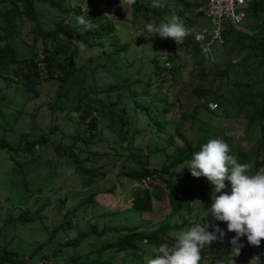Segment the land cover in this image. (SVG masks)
<instances>
[{"label": "rangeland", "instance_id": "1", "mask_svg": "<svg viewBox=\"0 0 264 264\" xmlns=\"http://www.w3.org/2000/svg\"><path fill=\"white\" fill-rule=\"evenodd\" d=\"M135 1L144 7L137 10L127 0H55L62 8L79 7L66 13L32 0L43 32L57 22L68 27L55 42L36 35L26 14L18 19L10 44L24 62L0 76V264H11L9 259L81 264L97 257L147 264L154 248L173 246L182 231L200 222L224 231L222 239L216 235L228 254L215 264H228L235 233L226 222L206 216L214 186L191 175L187 162L193 155L173 162L184 147L177 129L196 151L222 138L232 154L246 157L241 163L259 170L264 118L253 114L264 101V61L250 47L240 49L237 30L250 34L263 18L247 11L236 26L222 21L225 42L214 43L211 61L203 63L188 42L198 47L195 34L215 26L203 12L205 0ZM81 15L109 21L114 30L91 35L86 30L95 23L80 26ZM172 16L190 29L182 45L146 31L147 23L158 25ZM209 101L219 106L210 109ZM144 168L155 175L132 178ZM168 179L183 189L180 206ZM225 183L230 194L231 182ZM145 189L152 208L141 211ZM168 221L180 224L166 232L171 244L156 239L136 240L135 248L125 251L105 247L121 239L127 227L146 232ZM77 257L82 258L74 261ZM210 258L207 254L204 262ZM232 259L237 264V257Z\"/></svg>", "mask_w": 264, "mask_h": 264}, {"label": "clouds", "instance_id": "2", "mask_svg": "<svg viewBox=\"0 0 264 264\" xmlns=\"http://www.w3.org/2000/svg\"><path fill=\"white\" fill-rule=\"evenodd\" d=\"M127 3L132 5L135 0H127ZM76 20L84 27L91 22L83 15L77 16ZM146 31L158 34L161 39L171 38L177 45H182L191 34L178 16H172L158 25L149 22ZM187 168L193 177H206L214 186L213 202L206 216L226 222L228 232L235 233L231 240L233 251L228 259V264H235L232 257L239 256L245 246L241 243L242 237H246L247 243L255 247H259L264 241V167L253 172L251 163L239 162L238 156L232 154L230 145L224 139L216 138L193 153L192 159L187 162ZM226 180L231 182L230 194L224 191ZM210 228L213 231H209ZM216 233H219V239L225 235L219 225L211 222L202 225L200 222L182 231L173 246L162 244L154 248L156 255L147 264H200L201 250L218 240ZM259 260L260 256H254L249 264H258Z\"/></svg>", "mask_w": 264, "mask_h": 264}, {"label": "trees", "instance_id": "3", "mask_svg": "<svg viewBox=\"0 0 264 264\" xmlns=\"http://www.w3.org/2000/svg\"><path fill=\"white\" fill-rule=\"evenodd\" d=\"M50 4V6L61 10L65 11L66 13H69L70 11H79V7H75L72 9H67V8H62L55 0H45ZM18 2L23 4V8H20ZM0 3H9L8 5H4V7L0 8V76L3 74L5 70H7L10 66L16 64L17 68L19 67L22 59H19L16 53V50L10 44V40L17 34L18 32V24L17 21L18 19L23 15L26 14L29 20H32L34 22L33 25V30L35 31L36 35L38 36H43L44 38H52L53 42L56 41V37H58V34L60 32H64L68 27L67 26H60V24L57 22L55 23L54 27L51 28L48 32H43L41 30V25L38 21V16L35 12L34 4L32 0H0ZM135 9L140 10L142 7V4L138 3L135 1L133 4ZM245 13L248 11L250 14H253L254 16H257L259 18H263V21L259 25V29L256 31L247 34L244 30H237V38L241 43L240 49L245 48V47H250L255 53L260 55L261 60L264 61V0H252L250 3H248L244 7ZM86 19H90L91 22L95 23L94 28L89 27L86 31L94 36L97 37H103L104 35H109L113 32L114 28L112 23L109 21H106L105 23H99V18L95 16H88ZM99 24V25H98ZM240 24V23H239ZM238 25V24H237ZM236 26V25H235ZM81 34V33H80ZM83 35H86L87 33L84 32L82 33ZM246 39L249 40V42H246ZM224 44V43H223ZM188 45L190 47L195 48V51L199 55L201 62L205 61H211L210 58L205 57L199 53L198 47L193 41H189ZM222 45V44H221ZM244 61L248 59V55H245L242 57ZM38 59L33 58V61L31 62L32 65H37ZM47 62L46 58L43 59V63ZM15 65V66H16ZM155 73L158 74V71ZM226 75V72L224 73ZM262 95H264V91L260 92ZM218 103V102H217ZM219 106V103H218ZM256 111L254 112V116H257L258 118L262 119L264 118V101L261 104H257L256 106ZM263 123H260L262 125ZM179 133V134H178ZM263 133V132H262ZM177 134L181 137V139L184 141V147L179 149H182L181 151L177 152L176 157L173 159V162L175 163H180L184 161L186 158H189L193 155L194 152H196V147H191L190 142L187 140V138L180 133V130L177 129ZM184 149V151H183ZM243 158H246L245 156H239V162L242 161ZM264 161L263 159H259L256 161V167L259 169L263 165ZM131 175V174H129ZM155 175L154 173L149 172L146 168H144L142 171L135 173L133 175V179L135 180H141L144 177ZM170 192L172 196L174 197L173 199L177 202V205L180 206L182 203V192L183 189L177 188L173 184H171L170 180H166ZM145 197L144 200L138 205V209L141 211H148L152 208V202H151V197L149 194L148 189L144 190ZM177 226H180L178 223H170L168 222H163L159 227L156 228V230L152 231H137L136 229H132L131 227H127L128 232L119 240L117 241H111L108 242L106 246L112 247V248H122L124 251L129 249H134L135 248V242L136 240H146L150 243L156 242L155 240L157 239V243L160 242H167L169 244L173 243L172 239L169 238L167 239V234L166 232L169 229L176 228ZM115 230L119 229L117 227L114 228ZM95 231V230H93ZM106 230H104L105 232ZM160 232L161 235L158 238V233ZM95 233V232H93ZM80 238H76L75 240H71L72 244H76L75 241H77ZM172 241V242H171ZM171 242V243H170ZM221 242L219 239L211 246H208L204 249H202L201 256L202 259L200 261V264H215V261H222L227 257L226 253V248L224 246H221ZM241 243H243L245 246L241 249V254L237 256V264H249V261L252 257L254 256H260V260L258 264H264V241L261 242V245L259 247H255L254 250L251 248L247 250L246 246L249 244L247 243V238L242 237L241 238ZM250 246V245H249ZM100 247L98 250H96L97 253H101L104 248ZM252 247V246H251ZM211 255L210 260L207 262H204V259L206 255ZM263 254V255H262ZM87 257H89L88 254H85ZM80 257V256H79ZM77 257L74 261L77 259H81ZM11 264H22L23 261L20 260H8ZM81 264H113L109 261H104L101 258H92V259H87L83 261Z\"/></svg>", "mask_w": 264, "mask_h": 264}, {"label": "built area", "instance_id": "4", "mask_svg": "<svg viewBox=\"0 0 264 264\" xmlns=\"http://www.w3.org/2000/svg\"><path fill=\"white\" fill-rule=\"evenodd\" d=\"M252 0H205V15L215 21V26L208 31H200L195 34V40L198 42L199 53L205 57L212 58V47L214 43L223 44L224 36L221 29V22L224 21L230 25H237L242 22L245 16L244 7ZM207 107L216 109L218 103L209 101Z\"/></svg>", "mask_w": 264, "mask_h": 264}, {"label": "crops", "instance_id": "5", "mask_svg": "<svg viewBox=\"0 0 264 264\" xmlns=\"http://www.w3.org/2000/svg\"><path fill=\"white\" fill-rule=\"evenodd\" d=\"M203 12H204V9H203ZM204 14H205V12H204Z\"/></svg>", "mask_w": 264, "mask_h": 264}]
</instances>
